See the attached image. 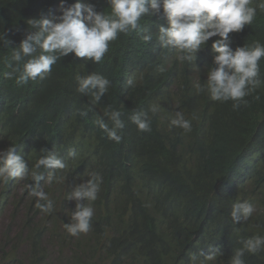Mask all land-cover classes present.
Listing matches in <instances>:
<instances>
[{"label":"trees","instance_id":"1","mask_svg":"<svg viewBox=\"0 0 264 264\" xmlns=\"http://www.w3.org/2000/svg\"><path fill=\"white\" fill-rule=\"evenodd\" d=\"M77 0H65V6ZM96 11H108V0H79ZM259 0H253V4ZM61 0H0V146L22 147L31 168L48 152L67 162L58 172L65 177L41 186L55 202L51 214L35 207L27 181L0 178L4 190L20 185L22 191L11 215L17 222L16 249L0 246V261L7 264H229L236 250L251 236H264V161L236 175L245 154L264 151V58L261 84L233 109V101L210 100L199 91L215 67L211 38L196 53L164 46L159 31L167 27L166 15L142 17L136 30L121 33L109 45L100 63L74 54L61 57L44 80L17 84L5 73L16 67L13 49L35 31L31 18L56 19ZM264 10H257L251 25L229 34L237 47L264 44ZM262 26V27H261ZM150 35L151 39L144 40ZM191 55L193 59H179ZM22 63V62H21ZM99 73L110 86L93 103L91 93L77 91V76ZM258 97V98H257ZM156 107L157 111L150 109ZM121 112L122 140L108 138L95 123L111 126L108 113ZM148 112L150 132L139 131L131 116ZM181 111L191 130L172 127L170 119ZM83 113V115H81ZM256 145H255V144ZM69 149L77 152L69 157ZM260 167V168H259ZM45 177L47 169H42ZM102 177L88 233L71 236L65 224L73 222L76 201L67 199L73 187L90 177ZM238 176V177H237ZM248 201L255 211L234 221L233 204ZM88 203L87 201H82ZM1 204V199H0ZM21 207L22 217L17 208ZM54 249L49 252L48 245ZM203 253V255H201ZM214 254V260H207ZM244 264H264V249L245 251Z\"/></svg>","mask_w":264,"mask_h":264},{"label":"clouds","instance_id":"2","mask_svg":"<svg viewBox=\"0 0 264 264\" xmlns=\"http://www.w3.org/2000/svg\"><path fill=\"white\" fill-rule=\"evenodd\" d=\"M108 4V11L98 12L92 4H83L77 0L76 3L65 6V0H61L62 14L56 19H29L27 23L36 30L28 34L19 46L13 49L11 58L16 62V67L11 72L5 73V76L8 79L15 78L17 84H27L29 80H44L52 72L53 65L68 54L100 63L109 51L110 43L116 41L119 34L136 30L142 17L159 14L162 10L168 21L167 27L161 26L159 29L164 46H174L181 52L191 54L198 52L211 38L218 37L211 45L216 53L215 67L208 72L207 80L203 85H196L199 91L207 90L210 93L208 98L211 101L231 100L232 107L236 110L242 103L246 104L244 98L260 86L259 62L264 58V44L254 41L250 46L245 45L233 50L229 44V34L240 32L246 25H251L257 16V10H264V0H259L255 6L253 0H108ZM150 39V35L144 36L145 41ZM0 40L9 43L3 33L0 34ZM179 59L191 60L193 57L180 56ZM76 80L77 91L91 93L93 103L99 101L108 91L111 83L99 73L77 76ZM150 111L156 112L157 108L152 107ZM108 116L111 126L101 120L95 123L109 139L119 143L122 140L121 130L124 128V121L120 119L121 112L113 110ZM131 122L139 131H151L147 111L134 113ZM170 125L185 131L191 130V122L181 111L175 112L174 117L170 119ZM21 153L22 147L16 144H9L5 149L0 146V178L5 181L12 180V184L27 181L26 189L36 198L35 207L43 213L51 214L55 202L50 199L40 182L44 181L51 185L54 181H63L65 177L57 173L67 168V162L55 152H48L40 156L30 168ZM76 155L74 149H69V157ZM263 161L264 151L258 156L245 154L235 174L239 175L247 168L254 170V164ZM42 169L49 170L46 177ZM88 176L89 179L76 184L66 197L77 202L76 210L72 213L73 222L64 225L73 237L89 232L94 215L90 202L98 198L103 182L99 173L90 172ZM18 194L21 193L14 187L11 190H4L3 197L0 198V216L5 211L11 212L9 223L1 235L4 238L0 241V246L8 251L15 246L14 252L22 255L25 254L22 246L19 250L16 249L19 231L17 222L10 226ZM17 211L18 216L22 217L21 207H18ZM254 211L255 207L252 203L238 201L233 204L231 216L234 221H239L241 217L248 219ZM48 249L54 254L50 243ZM262 249H264V236L248 237L243 242V247L236 250L229 264H244L241 258L245 251L255 254ZM191 259L195 264L198 257L193 254ZM206 259L214 260L215 255L208 254ZM212 262L215 264V261Z\"/></svg>","mask_w":264,"mask_h":264},{"label":"rangeland","instance_id":"3","mask_svg":"<svg viewBox=\"0 0 264 264\" xmlns=\"http://www.w3.org/2000/svg\"><path fill=\"white\" fill-rule=\"evenodd\" d=\"M17 190H18L19 192H21V191H22V187L19 185V186L17 187ZM10 213H11L10 211H5V212L0 216V241L3 240V238H4V237L1 236V235H2V232L4 231L6 225L9 223ZM0 264H2V263L0 262Z\"/></svg>","mask_w":264,"mask_h":264}]
</instances>
